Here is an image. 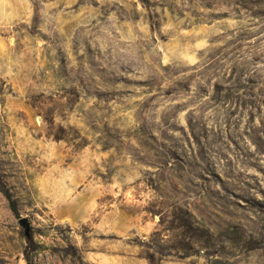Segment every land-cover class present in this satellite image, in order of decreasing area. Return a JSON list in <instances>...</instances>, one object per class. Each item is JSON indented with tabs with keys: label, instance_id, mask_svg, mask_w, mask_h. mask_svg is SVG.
<instances>
[{
	"label": "rangeland",
	"instance_id": "1",
	"mask_svg": "<svg viewBox=\"0 0 264 264\" xmlns=\"http://www.w3.org/2000/svg\"><path fill=\"white\" fill-rule=\"evenodd\" d=\"M0 264H264V0H0Z\"/></svg>",
	"mask_w": 264,
	"mask_h": 264
},
{
	"label": "trees",
	"instance_id": "2",
	"mask_svg": "<svg viewBox=\"0 0 264 264\" xmlns=\"http://www.w3.org/2000/svg\"><path fill=\"white\" fill-rule=\"evenodd\" d=\"M7 199H8V201H9V204H10V207H11L12 211H13L15 214H17L18 211H17V207H16L15 202L11 199V197H10L9 195H7Z\"/></svg>",
	"mask_w": 264,
	"mask_h": 264
},
{
	"label": "water",
	"instance_id": "3",
	"mask_svg": "<svg viewBox=\"0 0 264 264\" xmlns=\"http://www.w3.org/2000/svg\"><path fill=\"white\" fill-rule=\"evenodd\" d=\"M23 223H24V224H26V223H27V221H26V220H23Z\"/></svg>",
	"mask_w": 264,
	"mask_h": 264
}]
</instances>
